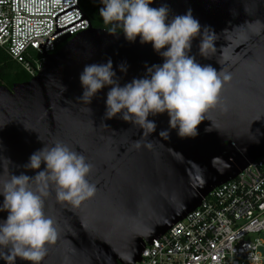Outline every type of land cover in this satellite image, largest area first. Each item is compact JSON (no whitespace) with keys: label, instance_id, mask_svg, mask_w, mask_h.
Returning a JSON list of instances; mask_svg holds the SVG:
<instances>
[{"label":"water","instance_id":"obj_1","mask_svg":"<svg viewBox=\"0 0 264 264\" xmlns=\"http://www.w3.org/2000/svg\"><path fill=\"white\" fill-rule=\"evenodd\" d=\"M162 3L169 5L170 16L191 9L202 28L217 34L216 56L196 58L231 74L220 93L226 111H208L195 138H179L166 115L149 117L157 126L148 134L118 118L102 120L107 88L90 106L76 99L81 94L78 74L86 64L111 57L115 69L126 61L127 72L117 71L123 84L143 76L146 64L162 63V58L151 44L138 39L128 43L122 33L92 28L75 6L54 21L72 9L80 20L63 29L55 25L49 38L83 20L88 30L57 39V50L50 55L44 53L48 39L38 44L44 62L37 75L10 90L0 86V162L9 171L34 175L17 165L26 163L42 142L51 146L55 140L93 165L88 180L96 191L79 206L57 202L50 188L44 212L54 221L57 239L47 245L42 264H137L145 245L264 154V30L256 34L255 23L264 21V0H153L150 7ZM197 44L198 39L193 54ZM222 48L229 59L219 65ZM164 130L167 136L161 134ZM5 217L0 212V219Z\"/></svg>","mask_w":264,"mask_h":264},{"label":"clouds","instance_id":"obj_2","mask_svg":"<svg viewBox=\"0 0 264 264\" xmlns=\"http://www.w3.org/2000/svg\"><path fill=\"white\" fill-rule=\"evenodd\" d=\"M99 2L102 5L99 15L105 25H111L112 32L119 28L126 42L135 43L138 39L142 45L151 44L162 63L146 64L143 76L123 84L117 71L127 72L126 61L118 63L115 69L111 57L102 63L86 64L78 74L81 94L77 100L90 106L93 98L107 88L102 120L118 118L148 134L157 126L149 117L166 115L169 129L182 139L198 135V126L208 111L218 107L226 111L220 93L231 80V74L197 60V55L204 59L216 56L217 34L208 26L202 28L191 9L170 16L169 5L150 7L153 0ZM255 23L259 25L256 29L259 34L264 30V21ZM197 39V52L193 54V41ZM220 56L216 60L219 65L229 59L223 48ZM161 134L167 136L168 130ZM5 160L12 163L6 157ZM17 167L33 170L34 175L23 171L15 174L0 162V197H3L0 212H6V217L0 219V260L5 264H16L17 260L42 264L47 245L57 239L54 221L44 212L50 188H54L57 202L79 206L96 191L88 180L93 165L82 153L55 140L51 146L42 142V147Z\"/></svg>","mask_w":264,"mask_h":264},{"label":"built area","instance_id":"obj_3","mask_svg":"<svg viewBox=\"0 0 264 264\" xmlns=\"http://www.w3.org/2000/svg\"><path fill=\"white\" fill-rule=\"evenodd\" d=\"M78 0H0V49L34 78L55 41L88 30ZM83 15V14H82ZM89 23V21H88ZM31 53H34L31 54ZM28 60V61H27ZM137 264H264V154L214 189L192 213L145 245Z\"/></svg>","mask_w":264,"mask_h":264},{"label":"trees","instance_id":"obj_4","mask_svg":"<svg viewBox=\"0 0 264 264\" xmlns=\"http://www.w3.org/2000/svg\"><path fill=\"white\" fill-rule=\"evenodd\" d=\"M78 7L92 28L112 32L111 25H105L99 15L98 10L102 7L99 0H78ZM114 33L121 34L122 31L117 28ZM30 79L21 65L11 61L0 49V86L10 90L14 85L28 82Z\"/></svg>","mask_w":264,"mask_h":264}]
</instances>
